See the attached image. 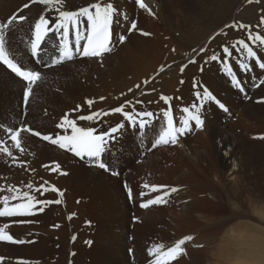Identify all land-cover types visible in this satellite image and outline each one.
Masks as SVG:
<instances>
[{"label":"bare ground","instance_id":"1","mask_svg":"<svg viewBox=\"0 0 264 264\" xmlns=\"http://www.w3.org/2000/svg\"><path fill=\"white\" fill-rule=\"evenodd\" d=\"M203 1L205 2V0ZM8 2L9 6L7 4ZM93 2H97V0H92L91 3ZM100 2H105V0H100ZM110 2L127 16V19H122V23L119 25L114 24L113 47H115L119 35H125L127 37L126 41L120 45L118 51L113 50L107 53L102 60L100 58L74 59L71 62H66L64 65L42 71V81L38 83V86L34 87L33 94L29 98L26 114L22 111L23 82L0 65V111H2L5 121L9 115L8 113H10L13 117L11 123L19 122L20 119H24L27 123L33 124L35 129H40L45 134L54 131L52 129L53 121L51 119L53 117L48 116L47 113L45 116L41 115L40 118L37 116V118L34 119V104L35 102L37 105L39 102H45L41 101L43 100L42 97H44L46 101L51 97V94L47 91V86H43L42 83H48V80L52 77L71 72H80L85 76H90L92 72L98 71L99 76L102 77L103 85L105 87L107 86L108 90L107 93H104V87L99 86L95 88L97 89L95 93L97 97L90 96L83 97L82 99H80L81 96L77 97L74 104L77 102V99H80L78 105L83 107L80 114H90L91 111L96 110L108 111L121 104H125L127 107L133 103L137 104V101H142L151 106L149 110L152 111L156 117H162V112L167 106L161 103L158 97L159 95L163 94L175 97L177 98V100H175L176 104H184L186 107H190L193 103L199 105L200 101L196 97V92L203 93L204 86H207L212 93H214V96L221 103L225 104L228 111L225 112L221 110L214 101L205 102L204 108L201 109L205 119L204 129L200 130L192 123L193 131L186 134L185 137H180L178 144L165 146L168 149L171 147L178 149V162L174 163L173 161V163H168V160L165 158L170 169L165 172V179L161 181V185L179 189L170 197H166L167 201L171 202L167 206H164L165 204H160L150 206L147 209L137 210L133 208L135 205H131L130 201L126 200L125 196L120 192L117 178L111 177L104 171L88 164L86 161H80L76 157H74L70 164L66 161L69 166V168L67 167L68 175L66 174L70 177V179H68L67 176L64 177L58 170L53 171L49 168L41 169L38 167L39 165L33 167V164L30 163L31 157L28 155L30 150H27L25 155L18 159L20 162L16 164L13 163L10 157L4 159V154H0V172H3L0 173V175H3L4 178L10 177L16 179L20 182H15L17 184H23V186H27L28 184L55 186L64 193L61 197L58 193L50 191V195H52L53 199L61 200L58 209H56L57 214L55 217L58 219V222H56L57 225L52 226L55 227L56 231L45 232L43 229L44 224L49 220V214L45 216L39 215V218L32 221L28 227L22 229V231L26 229L31 232L27 239L30 238L31 241H36L33 244L34 248L31 253H45L46 248L43 242L51 241V239L54 240V237H56L55 235H61L58 230H63L60 227V225L62 226L61 223L64 222L62 221L63 215L66 216L68 220L66 222L71 226L72 234L69 238H75L78 234L77 229L74 228L75 224H81V222L83 224L84 220L82 218L79 219L80 216L85 213V210H89L93 206L96 208L94 210L101 211L103 214L100 216L103 218L102 220L107 223L104 224V226L109 227L111 230L118 226L117 231H120V234L117 235V231L115 234L117 239H121L122 241L123 239L126 240L127 234L124 232V229L129 228L130 225L127 224L129 223V215L131 211L134 210H136V216H138L139 220V224L136 225L137 231H142L143 237L145 238L152 234L155 238H158L159 241L166 244H168L167 241H172V239L173 241H177V239L189 235L192 236L193 239L196 238L197 241H211L215 237V233L195 231L208 228V226L211 227L212 231L221 230L222 225L235 221L237 218L241 217L240 215L242 213L253 215L255 214L254 212H259L258 214H261L264 218V85L260 84V81L264 80V69L259 67L257 61L254 62L247 59L243 53L234 51L232 57H227L226 54L223 53L222 46L232 45V43L237 40L236 35H240L237 34L236 28L228 27L227 29V31L230 32L231 28H235L234 31L236 33L233 31L232 33H228L227 31L220 33V31H218L219 29H217V31H211V33L204 32L207 33L204 36H191L193 40H190V36H185L180 33L177 23H190L195 20V18H193L194 14H191L189 10L191 9V12L193 11L192 9L195 10V5L202 2L201 0H145L152 8L155 13L154 15L141 9L136 4V0H110ZM26 3H29V0H0V21L5 22L6 17L8 18L15 10L20 9L22 4ZM16 4L18 5L15 6ZM76 4L77 6L73 7L74 10L85 7L90 3L87 1L85 3ZM214 9L216 10V8ZM50 10L53 12L51 16L55 18L57 14L54 13L57 12L54 9ZM35 11L36 7L32 6L23 9L21 13L27 15L28 19L24 23L14 24L13 31L8 33V37H10L9 50L12 56L22 64H25L29 60L27 44L23 39L30 37V26L34 23L36 18L40 16V13L32 15ZM205 11H202V14L206 13ZM211 17L215 18L214 16ZM197 20L202 21L199 19ZM197 20L195 23L199 26ZM133 21L137 22V30L129 33L128 29ZM158 22L163 24L167 30L160 32L161 30L158 28ZM259 22L260 21H258L256 25L254 23L255 26L252 27V29L255 28L256 32L264 34V25L256 27ZM142 32H147L150 35H142ZM246 42L257 51L258 56L261 58L259 62H264V47L252 45L251 41L248 40H246ZM236 47H239V45H236ZM173 49L175 51H173ZM201 49H205V51H201ZM213 54L221 56L224 62H221V60H211L210 57ZM190 61L195 62L192 63ZM227 61L230 62L236 78L245 84L244 93L234 89L232 76L225 70V62ZM241 63H248L250 68L248 70L242 69L240 67ZM162 65L164 66V71L161 72L160 67ZM184 65H186V67H184L183 72H181L180 69ZM34 67L38 68L36 65H34ZM99 67H106V69L101 71L98 69ZM145 81H148V83H144ZM113 83L119 86H121L120 83H122L125 89L131 87L132 91L129 92V90H126L129 93L124 94V90L121 89L110 90L108 87ZM189 83H191V85H193V83H198V86L194 89L193 86H189ZM138 84L141 85L140 88L136 87ZM107 95H109L110 98H107ZM57 96L56 104L52 106V108L55 106V111L60 109V103H58V101H71L72 103L74 100L73 96H69L66 93ZM246 96H250L249 101H247L248 99L246 100ZM101 97L105 99L101 100ZM88 98L94 99L91 109H89L87 105ZM113 98L121 100V103L111 106L110 101ZM128 101H131V103L128 104ZM53 103L54 101H52V104ZM69 104L70 103H68V105ZM126 107L125 110H130ZM137 110L142 109L137 108ZM173 110L174 116L178 122L180 116L183 114L179 113L178 109L174 107V104ZM103 119L107 121L109 126H113L117 122H121L123 118L120 114H112ZM2 133L3 132L0 131V134ZM22 137H24V147L26 146V142H29L34 150L38 151L35 157L37 158L36 161H39L38 159L41 158H46L43 149H57V147L53 145L43 144L39 139L29 134L22 133ZM144 140L151 144L153 136L149 135V137ZM140 141L141 137L139 133L126 124L124 135L116 144L113 150L115 153L112 152V154L115 155L111 154L106 159L109 163H111V161L113 162L111 163L112 167L120 170V161H126L123 158L119 159L117 157H121L124 154H126V156L130 155L135 149L136 152H138L139 148H141L139 147ZM46 146H49V148ZM25 148L27 149L28 146ZM159 148H162V146L154 150H159ZM16 155L18 154L16 153ZM155 156V152L149 154V160L146 161V165H149L151 159ZM56 159L58 160L59 158L56 157ZM25 160H28V163H25ZM9 164L12 168L8 167L10 166ZM8 169L12 170L10 171L13 176H8ZM195 171L199 175L198 177L195 176ZM150 174L154 176L153 172H150ZM172 174L173 177L171 176ZM212 174H214L215 177L211 176ZM88 176L90 180L96 183L102 181L104 182L103 187H108L105 193L94 192L95 195L102 196V198L97 197V200H99L97 203L91 200L90 195L87 191L85 192V188L80 181ZM75 177L77 179H75ZM200 190H203V192L208 191L209 195H211L209 197L217 201H219V199H224L225 204L222 203L221 205L223 208L227 209L228 215L226 214L227 216H222V218L216 216L212 210L218 209L217 204H207ZM151 194L155 196L159 193ZM184 198L187 199V202L183 201ZM146 200H141L140 204ZM43 219H45L46 222H42ZM38 223L42 224L40 229L37 226ZM234 224V234L231 233L232 228H229V226L225 228V234H227L226 239L227 241H231V243L225 246L224 251L221 253L228 257L227 260L223 259L222 264H242L239 262L242 257H245L247 261L249 259L260 260L263 249V239L258 237L257 234L252 233L251 230H248L251 229V224L249 222L239 221ZM182 228L192 229L176 232L177 229L180 230ZM164 232H170L171 237L167 238ZM158 235L160 237H156ZM65 240L66 241H53V243L63 245V242H65L63 249L65 250L64 255L67 257L70 253L67 252L69 248L68 241L67 239ZM189 242L190 241H187L185 246L189 245ZM109 244V242L105 244L110 248L106 249L105 247L106 251H108V253L106 252L107 255L110 254L111 246H113V244ZM2 245L3 244H1L0 247L7 250V246ZM22 252H24V250H22ZM120 252L118 251V254H122ZM195 252L196 251L193 253ZM193 253L189 257L194 256ZM106 258L107 257H105L104 260L105 262ZM197 258L193 260L196 261L198 260ZM113 263L115 264V262Z\"/></svg>","mask_w":264,"mask_h":264},{"label":"snow or ice","instance_id":"2","mask_svg":"<svg viewBox=\"0 0 264 264\" xmlns=\"http://www.w3.org/2000/svg\"><path fill=\"white\" fill-rule=\"evenodd\" d=\"M136 2L141 9L148 11L152 15L155 14L145 0H136ZM37 3L46 8L54 9L57 12L54 19L51 14L48 16L41 14L30 26V37L28 41L30 56L35 58L38 63H43V57L48 53L49 45L58 52V55L52 57V65L70 61L77 54L83 57L100 58L102 60L107 53L113 51L114 24L119 25L122 23V19H127L126 14H123L110 0H105V2L97 0V2L80 7L78 10H65L64 5L66 0H29V3L23 5V9H27L31 4ZM27 19L24 15H14L5 22L0 23V65L6 66V69L10 70L11 73L15 74L23 82L25 89L23 101L25 105L28 104L34 87L38 86V83L42 81V73L34 67L22 66V63H18L13 58L9 51L10 37H8V33L13 31L14 24L23 23ZM260 25H264V16L260 18V22L256 27H260ZM236 26L233 25V27ZM238 27L248 31L246 39H240L236 42V45H239V47H236V45L223 46V53L227 57H232L233 52L236 51L243 53L247 59L254 62L260 60L261 58L258 56L257 51L246 40L251 41L252 45H256L257 47H264V34L256 32L252 29L251 25L240 24ZM130 30H137V24L135 22H131ZM142 35L147 36L150 34L142 32ZM57 37L59 38L58 42L56 41ZM126 39L127 37L125 35H119L118 43L123 44ZM173 51L175 50L173 49ZM201 51H205V49H201ZM210 59L224 62L223 58L216 54H213ZM190 62L194 63L195 61ZM184 67L186 65L181 67V72H183ZM240 67L248 70L250 65L248 63H241ZM259 67L264 69V62H260ZM225 70L232 76L235 86L243 91L241 81L234 75L231 64L225 62ZM160 71H164L163 65L160 67ZM144 83H148V81ZM260 84L264 85V80H261ZM136 87L140 88L141 85L138 84ZM131 91L132 89H129V92ZM196 97L200 101L199 105L193 103L190 107H184L182 109L183 115L180 116L178 122L174 117L171 106L172 98L169 96H161V99L168 105L163 110L162 117H156L152 111L125 110L126 105L121 104L108 111H91L90 114H79L75 118H70L69 114H65L57 125L64 134H57L55 138L51 134H43L23 124L19 127H8L5 134L8 140L12 142V148L16 149L19 153L26 152V148L23 145L24 137H22V133H27L31 136L39 137L44 141H49L51 144L57 145L60 149H65L73 153L76 157L81 159L87 157L89 161L96 164L100 169L109 171V163L106 160V156L112 154L116 144L124 135L126 124L139 133L141 142L147 139L149 135H152L151 147L155 148L160 145L178 144L181 136L193 131V121L195 122L196 128L203 130L205 127V119L203 118L201 109L204 108L205 102L214 101L225 112L228 111V108L207 89H204L203 93L196 92ZM100 99L103 100L105 98L101 97ZM93 103L94 101L92 100L87 101L89 109H91ZM127 103L130 104L131 101ZM137 103H142V101H137ZM72 111L80 112V106L78 105ZM112 114H120L123 119L114 126L105 128L103 126V118ZM0 154L10 157L14 163L17 161V157L14 156L12 149L7 146V141L3 138H0ZM58 169L59 164H56L52 170L56 171ZM61 174L65 175L66 173L61 172ZM113 174L118 175L116 172H113ZM27 188L29 191H21L14 186L6 189L10 195L0 196V218L31 217L37 211L43 212V206L45 205L61 203L59 199L55 201L38 199L36 195L31 194V190H33L32 184H28ZM143 188L147 191L139 192L138 195L141 198L149 196L151 193H159L140 204V207L144 209L153 205L166 204L168 202L166 197H170L179 190L176 187L148 183H145ZM41 189L58 193L61 197L64 194L55 186L46 188L44 185H41L35 191L43 195ZM2 191H5V189L0 188V192ZM132 196V190L129 188V199H132ZM38 205L41 207L38 208ZM23 222L25 221H17V223ZM8 228V223L0 226V241L15 244L25 243L23 240L14 239L13 235L7 231ZM191 240H193V237L189 235L178 240L171 247H166L163 243L154 245L148 249V255L152 257L150 264H172L173 261L178 260V258L186 254L184 245L187 241ZM88 243L91 242L89 241ZM198 247H203V245H198ZM3 259V257H0V261H3Z\"/></svg>","mask_w":264,"mask_h":264},{"label":"rangeland","instance_id":"3","mask_svg":"<svg viewBox=\"0 0 264 264\" xmlns=\"http://www.w3.org/2000/svg\"><path fill=\"white\" fill-rule=\"evenodd\" d=\"M87 1H89V3H91L92 0H76V1L75 0H66L64 8L66 10H69V8L73 9V7L77 6L76 3H85ZM201 1L202 2H199L198 4H196L197 6L195 5V10L192 9L194 12L193 11L191 12V9L189 10V12L191 14H194L193 18H195V20L191 21L190 23L189 22H185V23L179 22V24L177 23V26H178V29L180 30V33L184 34L185 36H190L189 39L191 38V36L192 37H194V36L198 37L200 35L204 36L205 34H207L209 32L211 33V31L212 32L217 31V29H219L218 31H220V33H222L224 31H227L228 27H233V25H235V24L238 26L240 24H247L248 25V23H249V25L254 27L256 25V23H258V21H260V18L262 16H264V0H251V2H249V0H205L207 5L205 4V2L203 0H201ZM7 4L9 6V2ZM17 5L18 4H16L15 6H17ZM23 5L24 4H22L20 9H17L15 11L21 12L23 9L22 8ZM218 5H220V6H218ZM30 6L36 7V11L32 15L39 14V13H41V11L44 14L43 10L46 9L45 6L40 5L38 3L37 4H31ZM210 6L212 7V9ZM214 6H216V7H214ZM170 8H172V7H170ZM200 8L203 12L206 10L205 11L206 13L202 14L203 12L200 10ZM207 8H210L211 10L207 9ZM214 8H216L217 11ZM212 12H214V13H212ZM203 15H204V17H203ZM210 15L214 16L215 18L211 17ZM247 17H249V18H247ZM2 18H3V16H2ZM204 18H205V20H204ZM207 18L209 21L207 20ZM197 19L202 20V21H198ZM6 20H7V17H6ZM196 20L198 21L197 24L199 23V26L196 25V23H195ZM193 22H194V24H193ZM231 22H232V24H231ZM254 23H255V25H254ZM18 24H20V23H18ZM136 24H137V22H136ZM200 25H201V27H200ZM210 26H211V28H210ZM158 28H160V30H161L160 32L167 30L165 28V26L163 24H161L160 22H158ZM235 28H236L237 34H240V35H236V37H237L236 42L240 39H245L247 37L248 31H246L242 28H239V27H235ZM235 28H231L230 32H228V31L227 32L232 33V31H233L234 33H236L234 31ZM129 29H128V32H129ZM253 29L256 31L255 28H253ZM204 32H207V33H204ZM129 33H132V30ZM190 40H193V39L191 38ZM23 41H25V39H23ZM117 41L115 43L116 46L113 47V50H116V51H118V49L121 45ZM236 42H233L232 45H236ZM98 69L103 71L106 69V67H99ZM107 70H108V68H107ZM120 84H121V86L115 85V83H113L108 88L110 90H120V89L124 90V94L129 93L126 90L132 89L131 87L125 89L123 84L122 83H120ZM42 85L45 87L47 86V88H48L47 91L51 94V97H49L48 101H46L45 98L42 97L43 100H41V101H45V102H39L38 105L35 102V104H34L35 111L33 112V115L35 117L34 119H36L37 116H38V118H40L41 115L45 116L46 113L48 114V116L53 117V118H51L53 121L52 122L53 123V128H52L53 130L56 127L55 123L58 120H60L59 118L63 117L65 114H69L70 118H75L77 115H79L80 112L82 111L83 107H80V109H81L80 112H75L74 114L72 113L73 112L72 110L78 106L80 99H82L83 97H90V96L97 97L95 94L97 91V89H95L96 87L102 86V87H104L103 92L104 93L108 92L107 86L105 87L103 85L102 77L99 76L98 71L92 72L90 74V76H85L80 72L65 73V74L58 75L56 77H52L50 80H48V83H42ZM190 85H191V83H189V86ZM195 86L196 85L194 84V89L196 88ZM63 93H66L69 96H73L74 100L72 101V103H71V101L70 102L58 101V103H60V109H58V111H55L56 110L55 106L53 108H52V106L56 104V101H57L56 99L58 97L57 95L63 94ZM79 96H81L80 99H77V102L74 104V101ZM158 97L160 98L161 103L163 105L167 106V104L165 102H163V100L161 99V95H159ZM107 98H110V96L107 95ZM173 98H174V100H177V98H175V97H173ZM245 98L250 99L249 96H246ZM20 99H21V97H20ZM249 99L247 101H249ZM88 100L94 101V99H90V98H88L87 101ZM52 101H54L53 104H52ZM44 103H45V105H44ZM68 103H70V104L68 105ZM119 103H121V100H116L114 98L110 101L111 106L117 105ZM140 106L149 107V106L145 105L144 102L141 103ZM116 107H118V106H116ZM135 107H139V105L134 104L131 106V109H133ZM184 107H185L184 104H179L178 110L180 113H182V109ZM142 110H147V109H142ZM8 114L9 115L7 116L6 121H5V118L3 117L2 111H0V119L2 120L3 123H11L13 117L10 113H8ZM103 121H105L103 126L105 128L108 127L109 125L107 124V121L105 119H103ZM2 122H0V125H2ZM23 122H26V121H23ZM58 123H60V122H58ZM93 126H95V125H93ZM52 132L53 131H50L49 133H52ZM32 137H34V136H32ZM40 142H42L43 144H48V143H45L44 141H41V140H40ZM27 146H28V148L26 149V152H27V150H30V153L28 151V153H29L28 155L31 157L30 163L33 164L32 165L33 167L39 165L38 167H40L41 169L42 168H49L51 170L55 167L56 164H59L58 171L67 174V172H68L67 167L69 168L68 163L70 164L71 161H73V159H74V157L72 155H70L67 152L62 151L59 148L50 150L49 146H46L47 148H49V149H43V152L46 154V158H41V159H38L39 161H36L37 158H35V157L37 156L38 151L34 150L33 146H31L29 144V142H26L25 147H27ZM38 146H40V145H38ZM10 148L13 150L14 156H16V157L18 156L17 161L15 163L14 162L13 163L16 164L17 162H20V160H18V159L21 156H24L25 153H19L16 149L12 148V145ZM177 150L178 149L175 147H171L170 149H168L167 147L162 146V148H159V150H154L150 153H145L141 148H139L138 152H136V149H135L130 155L126 156V154H124L121 157H117L119 159L123 158L126 161V162L120 161V166H121L120 172H121V174L119 177H117V180H118V183L120 186V192L125 196L126 200L130 201L131 205H133V204L135 205V207H133V208L140 210L141 208L140 207L138 208V205L140 206L139 201L154 197V196H152V194H150L149 196L141 198V197H139L138 194L142 190L147 191L146 189L143 188V185L145 183L161 185V181L163 179H165V172L170 169V166L168 165V163L169 162L173 163V161H174V163L178 162ZM154 152L156 153V156L151 159V163L149 165H146V161L149 160V154L154 153ZM16 153L18 155H16ZM41 156H45V155H41ZM67 156H68V158H67ZM56 157L59 158L62 162L59 159L57 160ZM139 157H142L141 163H137L139 160L138 159ZM6 158H7V156L4 155V159H6ZM165 158L168 160V163H166ZM170 159H171V161H170ZM172 159H174V160H172ZM24 162L28 163V160H25ZM83 163H85V162H83ZM111 163H113V162L111 161ZM11 165H12V163H11ZM11 165L8 167L12 168L13 165L12 166ZM204 166H205V163H204ZM10 170L11 169H8V171H9V172H7L8 176H13L11 173L12 170L11 171ZM69 171H70V169H69ZM125 172L127 174L126 178L123 177V174ZM150 172H153L154 176H152L150 174ZM0 173H3V172H0ZM66 174L64 175V177L68 175V174L67 175ZM171 176L173 177V174ZM195 176H197V177L199 176L196 173V171H195ZM211 176L215 177L214 174H212ZM0 177H2L4 179V181H7V182H15V181L20 182L16 179H13L10 177L4 178L3 175H0ZM123 178L127 179V181L131 185L133 184L130 188L132 190V193H133L132 200H129L127 197V194L125 193V187L123 186ZM68 179H70V177H68ZM75 179H77V178L75 177ZM80 181H81L83 187L85 188V192L86 191L88 192V194L91 197V200L94 201L95 203H97L99 201V200H97V197L102 198V196H99L97 194L95 195L94 192L97 191V192L105 193L108 190V187H103L104 182L99 181L98 183H96L95 181L90 180L89 176L86 177L84 180H80ZM200 191H202L203 196H204V200L207 204H212V203L217 204L218 209L212 210V211H214V214L216 216L222 218V216L228 215L227 209L223 208L221 205L222 203L225 204L224 199H219V201H217L214 198L209 197L211 195H209L208 191H204V192H203V190H200ZM73 196H74V194H73ZM43 198H48L49 200L53 199L52 195H50L48 193H45ZM55 200H57V199H53V201H55ZM183 201L187 202V199L184 198ZM170 203L171 202H167L164 206H167ZM59 204H56V203H54L53 205L50 204V205H52V207L50 206L49 208H46L44 210V212H42L40 214V216H45L46 214L47 215L49 214V217H48L49 220L47 222L45 219L42 220V222H46V224H44V227H43L45 232L46 231L47 232L56 231V230L51 229V228H55L52 226L57 225L56 222H58L57 221L58 219L55 216L57 214L56 209H58ZM94 209H96V208L93 206L89 210H85L84 211L85 213L82 214L83 216L82 215L80 216L79 219L82 218L84 220V222H83V224H82V222H81V224L77 223L78 225L75 224L74 228L77 229V232H78V234L75 238H72V237L69 238V236L72 234L71 233V226L69 225V223L66 222V221H68L66 219V216L63 215L62 221H64L65 224H64V222L61 223L62 226L60 225V227L63 230H61V231L58 230L59 233H61V235H59V234L55 235L56 237H54L55 238L54 240L51 239V241H44L43 242V244H45L44 247L46 248L45 253H42L43 255L41 253L36 254V252L33 254L31 253V251L34 248L33 244L36 241H33V240L31 241L30 238L27 239V237L30 236V232H25L24 230L22 233H23L24 239L27 240V245H21L22 247L21 246L18 247V246L9 245V244H3L4 246H7V248H6L7 250H4L3 248L0 247V253H4L6 255H11V256L14 255V257H18V258H25V260L26 259L28 260L27 264H98V263L99 264H110V263L114 264L113 262H115V264H149L148 263L149 260L152 259V257H150L148 255V249L149 248H151L154 245L159 244V243H163L166 247H171L178 240L182 239V238H179V239H177V241H173V239H172V241H167L168 244H166L162 241H159L158 238H155L154 235H152V234L149 237H146V238L143 237V232L137 231L138 229L136 228V225L139 224V220H138V216H136L137 212H136V210H134V211H131V213L129 215V223H127L130 225L129 228L124 229V232L127 234L126 240H124V239H123V241L121 239L119 240V239H117L116 234H115L117 229H118V226H116L112 230L109 227L104 226V224H107V223H105L102 220L103 218H101V216H100L103 214L101 213V211H97ZM87 212L89 215L87 214ZM65 213H66V211H65ZM254 213L255 214H253V215H248V214L242 213L240 215L241 217L237 218L235 221H231L228 224L222 225L221 230L212 231L211 227H209V226H208V228H205V229L196 230L195 232L207 231L210 233H215V237L211 241H197L196 238L193 239V241L189 242V245H187V246L184 245V248L186 249V254L181 256L180 258H178V260L173 261L172 264H194V263L195 264H222L223 259L227 260L228 257L225 254H221V253L224 251L225 246H227L228 244L231 243V241H227V239H226L227 234H225V228H226V226H229V228H232L231 233L234 234V232H233V231H235L233 228V226L235 225L234 223H238L239 221L240 222H244V221L249 222L251 224V226H250L251 229H248V230H251L252 233L257 234L258 237L263 239V241H262L263 242V249L261 252L262 255H261L260 260L259 259H257V260L249 259L247 261L245 257H242L239 260V262H241L242 264H244V263H247V264H264V252H263L264 251V218L262 217L261 214H258L259 212H254ZM132 217H137L136 222L132 221ZM33 218H34V220H32V221H35L37 218H39V215L34 216ZM8 220L9 219H4V220L0 219V222H5V223L11 222V223H13V222L18 221L16 219H10L11 221H8ZM85 222H90L89 223L90 225H85ZM22 225L26 226V224H22ZM41 225H42L41 223L37 224L39 229H40ZM18 228L22 229V227H16V228H15V226L12 227V229L17 233H18V230H17ZM188 229H190V228H182L180 230L177 229L176 232L184 231V230L187 231ZM44 234H46V233H44ZM119 234H120V231H117V235H119ZM164 234L167 238L171 237L170 232H164ZM156 237H160V236L158 235ZM65 239H67L68 245H69L67 252L70 253L67 257H66V255H64L65 250L63 249V245H65V242H63V245L53 243V241H56V242L57 241H66ZM89 241L91 243H88ZM108 242L110 244H113V246H111V250H110L111 255L108 254L109 256L106 254V252L108 253V251H106V249H110V248L105 245V244H108ZM41 243H42V241H41ZM198 245H203V247H198ZM25 247H26V249H25ZM105 247H106V249H105ZM130 247L134 248V254H133L134 256H131L133 259L135 257L134 262H133V260L130 259V256L128 254V248H130ZM17 248H18V250H17ZM22 250H24V252H22ZM35 250H37V249H35ZM11 251H13V252H11ZM26 251H28V252H26ZM118 251L119 252L121 251L120 253H122V254H118ZM194 251H196V252L193 253ZM114 252H116V253H114ZM23 253L27 256H25ZM82 253H84V254H82ZM192 253L194 256L189 257ZM17 255H19L20 257ZM105 257H107L106 262L104 261ZM194 258H197L198 260L195 261V260H193ZM135 262H138V263H135ZM4 264H7V263H4Z\"/></svg>","mask_w":264,"mask_h":264}]
</instances>
